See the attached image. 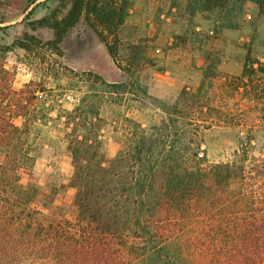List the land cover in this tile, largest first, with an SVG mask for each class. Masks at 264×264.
<instances>
[{
	"label": "trees",
	"instance_id": "1",
	"mask_svg": "<svg viewBox=\"0 0 264 264\" xmlns=\"http://www.w3.org/2000/svg\"><path fill=\"white\" fill-rule=\"evenodd\" d=\"M250 1L264 13V0H189L188 8L214 12L219 27L237 29ZM133 3L60 0L69 6L67 13L59 17L53 11L46 20L55 29V41L83 18L104 27L115 38L107 41L108 52L117 56L119 33ZM138 48L130 42L124 47L122 58L132 77L147 59ZM6 51L0 44V264H264V152H255L259 140L251 135L230 159L206 163L193 121L206 105L212 108L204 100L206 78L196 90L185 88L166 103L146 84L145 96L163 110L160 118L152 126L130 115L118 119L121 147L111 160L98 131L80 139L73 127L68 135L76 196L70 208L54 199L40 206L39 189L23 181L22 169L36 160L33 125L55 117L33 114L38 89L32 82L14 88ZM259 71L264 74L263 61L247 58L245 76ZM70 115L67 123L78 111Z\"/></svg>",
	"mask_w": 264,
	"mask_h": 264
},
{
	"label": "rangeland",
	"instance_id": "2",
	"mask_svg": "<svg viewBox=\"0 0 264 264\" xmlns=\"http://www.w3.org/2000/svg\"><path fill=\"white\" fill-rule=\"evenodd\" d=\"M188 1L134 0L119 33L121 50L112 56L107 41L114 36L84 18L55 41V29L46 18L53 11L59 17L67 13L69 6H62L60 0L33 4L0 0V18L7 16L3 25L14 26H0V44L7 46L5 65L13 73L12 84L21 89L34 83L38 90L33 114L55 117L33 125L36 160L33 167L22 169L23 181L39 189L40 206L45 199H54L70 208L76 196L72 183L76 167L69 148L72 136L68 135L73 127L80 139L86 134L91 137L89 130L98 131L101 149L111 160L121 147L122 122L118 119L130 115L149 126L158 121L163 110L145 96L146 84L150 94L166 103L185 88L196 90L206 78L203 95L212 108L206 105L193 120L206 149V163L230 159L251 135L259 140L255 152L259 154L261 148L264 152V74H244L247 58L264 63V13L250 1L239 28H221L214 12L194 13ZM129 42L147 55L134 68V77L122 58ZM207 73L219 77L211 80ZM133 81L121 88L114 84ZM76 110L78 117L67 123ZM97 110L100 114L94 117ZM59 113L64 114L62 118Z\"/></svg>",
	"mask_w": 264,
	"mask_h": 264
},
{
	"label": "crops",
	"instance_id": "3",
	"mask_svg": "<svg viewBox=\"0 0 264 264\" xmlns=\"http://www.w3.org/2000/svg\"><path fill=\"white\" fill-rule=\"evenodd\" d=\"M7 18V16H2L1 18H0V26L1 27H4V28H10L11 29V27H14L11 23L10 24H8V25H3V24H6V23H4L5 22V19ZM7 20V19H6ZM3 38V37H2Z\"/></svg>",
	"mask_w": 264,
	"mask_h": 264
}]
</instances>
